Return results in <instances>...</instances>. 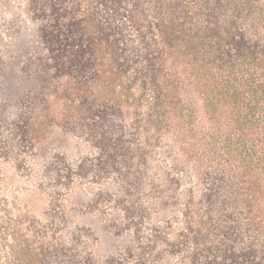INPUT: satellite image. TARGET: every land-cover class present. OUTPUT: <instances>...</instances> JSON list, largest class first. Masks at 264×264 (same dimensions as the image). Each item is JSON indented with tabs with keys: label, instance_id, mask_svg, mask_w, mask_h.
Wrapping results in <instances>:
<instances>
[{
	"label": "trees",
	"instance_id": "1",
	"mask_svg": "<svg viewBox=\"0 0 264 264\" xmlns=\"http://www.w3.org/2000/svg\"><path fill=\"white\" fill-rule=\"evenodd\" d=\"M47 1L41 52L2 61L1 76L17 67L24 94L11 112L0 106V159L19 163L62 131L92 151L58 178L113 171L125 187L129 155L147 174L160 150L156 203L181 220L168 250L184 264H264V0ZM173 151L199 191H183ZM80 232L54 240L0 200V264H85Z\"/></svg>",
	"mask_w": 264,
	"mask_h": 264
},
{
	"label": "rangeland",
	"instance_id": "2",
	"mask_svg": "<svg viewBox=\"0 0 264 264\" xmlns=\"http://www.w3.org/2000/svg\"><path fill=\"white\" fill-rule=\"evenodd\" d=\"M47 3V0H0V70L4 58L7 64H15L37 49L41 52L38 47L40 19L52 13ZM31 7L43 10L38 13L40 17L30 14ZM18 78L17 67H8L6 76H1L0 72V106L9 112L17 108L23 98L24 88ZM133 143L138 154L143 140L138 137ZM91 151L78 138L55 131L31 153L23 150L21 163L0 159V200L13 206L15 214L24 213L48 227L49 234L56 235L54 240L70 243L72 236L81 230L78 250L85 264H184L176 252L168 250V245L176 242L181 220L171 211L159 210L156 201L159 193L166 190L163 188L162 152H154V163L147 174L139 168V155H129L134 164L130 160L129 169L122 171L121 177L117 175L125 187L115 184L113 171L105 173L104 179L98 182L61 180L65 170L70 172L76 168ZM89 156L92 159L96 155ZM167 164L175 172L174 165L182 170L184 167L186 176L190 172L176 161L174 151ZM56 170L61 172L60 178L53 173ZM178 178L183 191L190 184L195 185L188 176ZM195 187L196 192L199 191V187ZM156 231L164 233L163 244L152 236Z\"/></svg>",
	"mask_w": 264,
	"mask_h": 264
}]
</instances>
